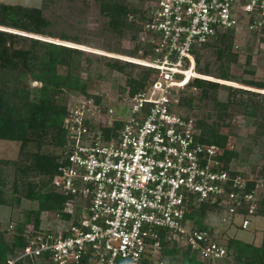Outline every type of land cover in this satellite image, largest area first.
<instances>
[{"label":"built area","instance_id":"obj_1","mask_svg":"<svg viewBox=\"0 0 264 264\" xmlns=\"http://www.w3.org/2000/svg\"><path fill=\"white\" fill-rule=\"evenodd\" d=\"M138 55L152 64L132 94L126 118L95 97L67 106L64 143L51 186L65 198L53 223L27 230L17 258L31 264H165L166 244L188 248L201 262L227 256L226 247L194 225L201 206L238 218L247 230L257 205L251 180L226 168L225 148L201 143L179 94L198 49L228 30L259 34L264 0H146ZM130 63L137 64L129 61ZM193 71V70H191ZM204 78V77H203ZM225 220V219H224Z\"/></svg>","mask_w":264,"mask_h":264},{"label":"rangeland","instance_id":"obj_2","mask_svg":"<svg viewBox=\"0 0 264 264\" xmlns=\"http://www.w3.org/2000/svg\"><path fill=\"white\" fill-rule=\"evenodd\" d=\"M123 1L127 4L128 9L133 8L135 11L127 14L125 18L126 23L131 24L134 29H124L122 35L116 34L107 26L108 18L101 13L99 2L96 0H0V4L42 8L51 23L49 29L53 33H64L68 37L76 38L80 44L73 43L75 45L73 47L88 54H83L78 59V64H75L76 75L84 83L86 94L80 91L62 93L57 96L60 103L73 104L82 94L83 96L97 97L105 106H112L115 115L118 114V116L126 118L129 115L128 109H122L117 104L129 102V98L133 94L131 81H138L141 71L148 67L141 66L143 64L132 65L127 66L124 72H119L108 67L105 64L107 61L103 60V57H108L128 62L124 56L131 57V54L138 51V47H140L137 41L139 39L136 37L141 27V15L146 0ZM40 39L51 40L44 37ZM56 42L68 44L59 40ZM21 46L27 48L26 44L19 47ZM198 51V58L195 57L191 69L193 76L200 74L198 77L202 75L215 78L219 73L227 72L233 81H212L203 77L188 79L179 94L180 104L187 103L181 104L178 110L188 117L194 118L197 127L198 122H202L215 130L218 135L227 137L225 147L236 155L230 162L229 168L233 172L239 171L244 178L251 182L256 181L254 193L257 205L256 212L252 217V224L247 230H239L238 218L230 219L224 212L213 208H207L202 218L203 226L209 227L211 231L203 230L211 232L214 239L223 246L232 239L261 246L264 244V217L257 213L260 201L264 199V178H257L259 171L264 168V105L261 97L222 88H218L214 93L210 91L206 97H203V91L194 87L193 82L199 79L264 95L263 90L241 83L243 81H260L264 76V34L250 35L238 31L236 34L233 33V41L230 43L219 42L198 49ZM219 51L229 52H225L224 56L219 58ZM65 71V68L59 69L61 73H65ZM28 83L30 88L41 86L40 83L31 79L28 80ZM219 104H225L226 110L221 109ZM248 104L254 105L257 113V117L250 121L247 119V110L244 107ZM20 145L21 143L17 141L0 140V168L6 171L8 182L4 189V198L9 200L19 198L14 192H11L10 186L14 167L11 163L24 159L23 154L21 156ZM46 148L50 151L53 150L51 146H46ZM34 208H36V203L26 199H21L20 205H16L14 201L9 206H0V233L3 234L5 240H11L15 235V223L24 221L26 211ZM52 219L49 212L40 214V222L53 223ZM194 225L197 227L195 221ZM32 226L34 224L30 222L24 227L25 238L26 231L30 230ZM197 228L199 229V227ZM166 245L167 249L172 247V243ZM23 250H18L16 256L10 257L7 264L15 263L17 258L24 253ZM163 259L165 264H180L181 261V257L172 258L165 254ZM208 264L236 263L230 257Z\"/></svg>","mask_w":264,"mask_h":264},{"label":"trees","instance_id":"obj_3","mask_svg":"<svg viewBox=\"0 0 264 264\" xmlns=\"http://www.w3.org/2000/svg\"><path fill=\"white\" fill-rule=\"evenodd\" d=\"M96 1L99 2L101 13L108 18L107 26L116 34L122 35L124 29H134L131 24L126 23L125 18L127 14L135 10L128 9L123 0ZM50 24L42 8L0 4V140L20 142L21 156L23 154L24 157V159L11 163L14 166V172L11 173V192L19 197L15 200L4 198V189L8 182L6 171L0 168V206H9L14 201L16 205H20L21 199L36 203V208L26 211L24 221L15 223V235L11 240H5L3 234L0 233V264H7L10 257L16 256L18 250L25 248L27 239L23 232L28 223L32 222L35 227H38L41 223L40 214L42 212H49L53 218L56 214L61 213L65 202V198L51 186V179L57 165V150L65 140L62 121L68 106L67 103H60L57 96L75 91L86 94L84 83L76 75L75 64H78V59L83 54H88L73 47L74 44H80L76 38L68 37L64 33H53L49 29ZM139 32L140 30L137 33V39ZM262 33L264 34V29ZM41 37L54 41L43 40L40 39ZM56 40L62 43L66 42L68 43L66 45L69 46L57 43ZM231 41H233V32L228 30L199 49L219 42L230 43ZM138 42L140 44L138 51L143 50L144 54H147L148 45ZM23 44H26L27 48L19 47ZM227 49L229 50V47ZM138 51L132 53L131 57H124L141 59L138 57ZM198 52H196V58H198ZM219 52V58H222L221 56L229 51ZM103 60L107 61L105 64L108 67L119 72H124L127 66L139 65V63L134 64L108 57H103ZM63 68L66 69L65 73L59 72V69L63 70ZM199 70L201 71L200 67ZM152 73V69L144 68L141 71L140 79L131 81L133 94L145 86ZM204 78L212 81H233L227 72L219 73L215 78ZM29 79L40 83L41 86L30 88ZM241 83L264 91V76L260 81H243ZM193 84L194 87L203 91V97H206L210 91L214 93L218 88H222L261 97L264 105L263 94L234 89L231 86L199 79L194 80ZM79 86L81 87L79 88ZM95 99L97 102L99 101L97 97ZM186 103L182 102L181 104ZM219 105L221 109L226 110L225 104ZM244 107L247 110L249 121L257 117L254 105L248 104ZM197 130L196 139L199 142L225 148L226 136L218 135L215 130L202 122H198ZM46 146H51L53 150L50 151ZM235 156L233 151L225 150L222 160L226 168H229L230 162ZM6 164L9 165V163ZM258 177L264 178V168L259 171ZM255 186V180L249 182L246 191H252ZM207 208V206H201L198 209L193 207L191 215L200 230L211 231L209 227L202 224V218ZM257 213L264 217V199L260 201ZM225 247L227 250L225 258L232 257L236 264H264V244L254 246L232 239ZM164 254L170 255L172 258L181 257L180 264H208L201 262L188 248L172 246L167 249V245H165ZM13 264H31V261L29 259L17 260Z\"/></svg>","mask_w":264,"mask_h":264},{"label":"bare ground","instance_id":"obj_4","mask_svg":"<svg viewBox=\"0 0 264 264\" xmlns=\"http://www.w3.org/2000/svg\"><path fill=\"white\" fill-rule=\"evenodd\" d=\"M127 60L135 62V63L143 64V65H146V66H150L152 64L151 62H149V61H147L145 59H142V58L138 59V60L127 58ZM186 74H187L188 77L193 76L191 71L187 72Z\"/></svg>","mask_w":264,"mask_h":264}]
</instances>
